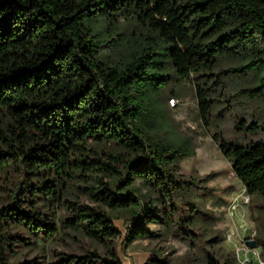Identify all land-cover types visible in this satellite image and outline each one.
I'll return each instance as SVG.
<instances>
[{"label":"trees","instance_id":"16d2710c","mask_svg":"<svg viewBox=\"0 0 264 264\" xmlns=\"http://www.w3.org/2000/svg\"><path fill=\"white\" fill-rule=\"evenodd\" d=\"M120 17L139 30L126 46L112 36ZM218 73L254 83L244 93L264 129V0H0V264H24L10 260L24 234L63 233L95 248L47 264H121L115 220L125 245L156 237L151 224L199 240L203 181L178 173L195 148L162 98L192 76L209 127ZM211 138L251 199L264 258V142H229L216 127ZM205 264L234 262L210 252Z\"/></svg>","mask_w":264,"mask_h":264},{"label":"rangeland","instance_id":"374dc122","mask_svg":"<svg viewBox=\"0 0 264 264\" xmlns=\"http://www.w3.org/2000/svg\"><path fill=\"white\" fill-rule=\"evenodd\" d=\"M138 32L136 27L120 17L118 28L112 36L124 37V46H126L127 40L131 41ZM114 34H118V37ZM220 69L226 70V68ZM217 72L218 70L215 71L216 74ZM218 77L217 84L211 86L213 107L209 127L199 116L195 80L192 76L190 79H182L180 84L175 86L174 97L170 96L168 91L162 98V106L174 134L177 137H188L195 148L193 157L185 158L180 162L178 173L186 179L196 178L203 181L201 188L195 193L200 207L195 229L200 239L187 241L164 236L159 233V225L151 224L149 228L157 232L156 237L134 240L129 245H125L127 225L122 220H115L113 224L120 232L116 240V250L121 264H205L210 252L220 254L231 249V246L226 245L223 240L217 244L213 242L217 239L218 233L224 235L228 224L227 205L243 187L235 178L229 162L223 158L212 140L211 133L216 127L227 141L248 144L264 142V129L259 119L261 105L244 93V90L254 86V83L243 78H229L223 73H218ZM254 121L258 124V130L248 131L249 125ZM7 198L8 194L1 193L0 204L7 201ZM250 203L249 197V206ZM23 238L25 244L21 242L13 247L11 261L47 264L61 256L83 254L95 248V244L90 240L67 233L47 241L28 239L25 234ZM211 244L214 246L211 247Z\"/></svg>","mask_w":264,"mask_h":264},{"label":"built area","instance_id":"2783aa9c","mask_svg":"<svg viewBox=\"0 0 264 264\" xmlns=\"http://www.w3.org/2000/svg\"><path fill=\"white\" fill-rule=\"evenodd\" d=\"M249 196L244 188L234 195L227 205L228 224L224 243L230 245L234 264H264L261 248L256 243L250 247L248 241L256 242L257 230L248 212Z\"/></svg>","mask_w":264,"mask_h":264},{"label":"water","instance_id":"95a60500","mask_svg":"<svg viewBox=\"0 0 264 264\" xmlns=\"http://www.w3.org/2000/svg\"><path fill=\"white\" fill-rule=\"evenodd\" d=\"M250 247H255L256 242L254 240L248 241Z\"/></svg>","mask_w":264,"mask_h":264}]
</instances>
